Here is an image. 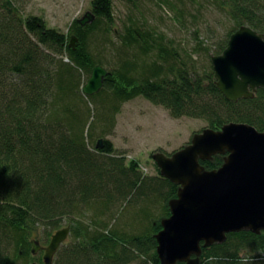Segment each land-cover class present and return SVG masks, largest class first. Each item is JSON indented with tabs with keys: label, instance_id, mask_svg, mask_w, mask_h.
<instances>
[{
	"label": "trees",
	"instance_id": "1",
	"mask_svg": "<svg viewBox=\"0 0 264 264\" xmlns=\"http://www.w3.org/2000/svg\"><path fill=\"white\" fill-rule=\"evenodd\" d=\"M119 1L133 10L141 3ZM186 1L158 5L171 7L182 24L193 22L194 52L132 18L118 31L114 0H92L94 21L75 20L68 33L0 0V264H45L32 241L46 247L64 225L71 238L53 264H160L156 235L180 186L156 164L157 173H144L140 160L128 161L107 139L124 103L144 97L216 131L244 123L264 132V88L229 101L212 65L241 27L264 34V0ZM206 6L228 20L216 44V30L202 37L192 13ZM98 65L110 75L99 94L87 96L83 87ZM226 157L200 163L213 171ZM201 264H264V231L202 244Z\"/></svg>",
	"mask_w": 264,
	"mask_h": 264
},
{
	"label": "water",
	"instance_id": "2",
	"mask_svg": "<svg viewBox=\"0 0 264 264\" xmlns=\"http://www.w3.org/2000/svg\"><path fill=\"white\" fill-rule=\"evenodd\" d=\"M94 19L89 12L78 21L86 26ZM76 42L73 38L71 45ZM212 65L216 85L229 101L253 98L264 88V34L241 27L224 52L212 57ZM109 75L107 68L96 66L83 93L99 94ZM219 154H227L219 169L208 171L201 165ZM154 159L161 174L180 186L177 198L169 203L171 215L156 235L160 264H201L202 244L222 243L227 234L242 230L264 231V132L244 123L219 131L206 128L171 157L159 153ZM70 229L56 231L46 247L33 240V255L43 250L45 264H53Z\"/></svg>",
	"mask_w": 264,
	"mask_h": 264
},
{
	"label": "rangeland",
	"instance_id": "3",
	"mask_svg": "<svg viewBox=\"0 0 264 264\" xmlns=\"http://www.w3.org/2000/svg\"><path fill=\"white\" fill-rule=\"evenodd\" d=\"M91 2L92 0H14L23 15L41 16L50 27L58 28L64 33H68L73 21L83 19L91 12ZM186 2L192 6L191 2ZM114 3L118 31L122 30L123 22L132 18L141 27L144 24L154 27L168 39L172 38L178 45L194 52L196 27L190 21L186 24L179 22L177 13L171 7L159 6L158 0H141L139 8L134 10L119 0H114ZM192 13L199 14L202 37L206 38L209 31L216 30L217 41L214 37L210 44L212 41L214 44L219 43L218 37L224 33L225 24L228 23L223 13L213 6H206L201 12H196L194 8ZM206 128L208 123L204 119L174 117L164 106L153 104L144 97H137L122 104L121 111L116 116L115 128L107 139L121 153H125L128 161L140 160L144 173L154 175L157 173L154 166L157 165L155 154L163 153L171 157L188 146L195 134ZM65 227L68 226L64 225L63 228ZM39 236L42 238L41 232ZM70 238L69 234L66 242Z\"/></svg>",
	"mask_w": 264,
	"mask_h": 264
},
{
	"label": "flooded vegetation",
	"instance_id": "4",
	"mask_svg": "<svg viewBox=\"0 0 264 264\" xmlns=\"http://www.w3.org/2000/svg\"><path fill=\"white\" fill-rule=\"evenodd\" d=\"M40 253H42L43 254V257H44V251L42 250V251H40L37 255H39ZM36 255V256H37Z\"/></svg>",
	"mask_w": 264,
	"mask_h": 264
}]
</instances>
